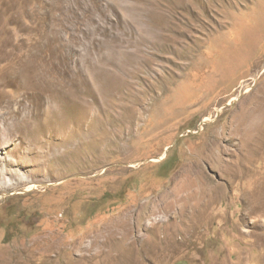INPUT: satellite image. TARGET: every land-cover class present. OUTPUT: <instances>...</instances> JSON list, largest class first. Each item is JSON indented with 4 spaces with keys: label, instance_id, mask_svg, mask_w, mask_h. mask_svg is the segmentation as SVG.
<instances>
[{
    "label": "rangeland",
    "instance_id": "obj_1",
    "mask_svg": "<svg viewBox=\"0 0 264 264\" xmlns=\"http://www.w3.org/2000/svg\"><path fill=\"white\" fill-rule=\"evenodd\" d=\"M0 264H264V0H0Z\"/></svg>",
    "mask_w": 264,
    "mask_h": 264
}]
</instances>
